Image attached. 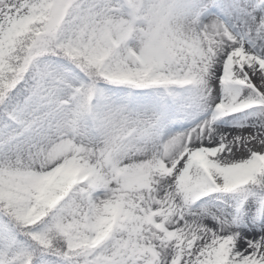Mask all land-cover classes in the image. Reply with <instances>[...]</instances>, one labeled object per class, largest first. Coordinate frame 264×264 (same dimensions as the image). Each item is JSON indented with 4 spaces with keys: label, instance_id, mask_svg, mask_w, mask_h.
<instances>
[{
    "label": "snow or ice",
    "instance_id": "1",
    "mask_svg": "<svg viewBox=\"0 0 264 264\" xmlns=\"http://www.w3.org/2000/svg\"><path fill=\"white\" fill-rule=\"evenodd\" d=\"M0 264H264V0H0Z\"/></svg>",
    "mask_w": 264,
    "mask_h": 264
}]
</instances>
